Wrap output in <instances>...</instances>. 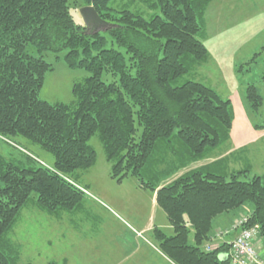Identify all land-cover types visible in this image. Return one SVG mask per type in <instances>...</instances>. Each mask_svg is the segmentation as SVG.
Instances as JSON below:
<instances>
[{
	"label": "trees",
	"instance_id": "1",
	"mask_svg": "<svg viewBox=\"0 0 264 264\" xmlns=\"http://www.w3.org/2000/svg\"><path fill=\"white\" fill-rule=\"evenodd\" d=\"M71 1L0 0V137L27 151L18 139L30 141L54 157L50 166L21 150L15 158L0 152V264H20L22 244L8 235L23 207L33 203L61 218L82 206L87 193L76 178L97 163L94 137L111 178L135 176L156 192L173 233L159 228L151 237L175 264H234L228 243L203 245L218 216L245 204H252L245 227L258 225L264 244V174L251 165L230 169L245 147L214 158L230 143L234 106L192 75L210 58L211 0H83L111 24L93 33L76 22ZM48 52H65L68 67L89 72L73 86V103L40 96L54 69ZM246 83L247 103L259 116L264 94ZM254 127L264 129V121Z\"/></svg>",
	"mask_w": 264,
	"mask_h": 264
},
{
	"label": "rangeland",
	"instance_id": "2",
	"mask_svg": "<svg viewBox=\"0 0 264 264\" xmlns=\"http://www.w3.org/2000/svg\"><path fill=\"white\" fill-rule=\"evenodd\" d=\"M81 6H84L83 0H72L70 9L76 22L85 25L80 16ZM205 20L207 36L204 43L209 49L210 58L194 70V78L212 85L221 95L230 97L231 100L234 90H238L240 95L242 91L244 94V82L256 83L264 94V0H212L205 12ZM64 54L65 52H48L46 55L54 69L46 73L40 96L49 102L73 103L76 99L73 86L89 76L85 69L68 67ZM252 58L256 62L250 64L252 70L249 72L247 69L250 65L247 63ZM241 65H244V82L240 81L242 73L237 71ZM234 94L238 101L237 92ZM253 115L254 113L252 117ZM254 117L255 123L264 121V104L260 115ZM18 142L28 151L16 148L0 137V152L15 158L21 155V150L52 166L54 157L48 151L27 140L18 139ZM90 143L97 149L98 160L93 167L80 170L82 175L79 180L76 178V182L87 193L80 208L75 212L63 213L61 218L53 217L33 203L21 210L18 221L8 235L12 241L22 244L20 264H48L50 261L57 264H75L72 261L79 262L78 257L85 253L88 254L87 261L93 257L98 264H115L120 253L115 247L118 246L119 250L126 245V239L119 238L120 233L130 229L143 241L152 240L153 232L151 233L150 229L153 225L146 224L147 218H154L155 214L152 213L148 198L142 200L140 193L143 191L136 187H140L139 180L135 176H127L121 185L122 183L111 178L110 165L99 138H92ZM244 147L248 149L247 146ZM233 151L237 150L230 149L228 143L223 149L215 152L214 158H221ZM207 162L210 160L192 163L181 173ZM229 164L232 171L251 165L253 174H264V138L250 148L249 152L246 150V154L231 157ZM89 182L92 183V188L89 187ZM251 206L252 204H245L233 211L234 213L221 221L227 223H223L225 225L218 221L221 218L218 217L212 232L214 235L203 246H217L226 236L237 235L234 225L251 211ZM118 238L120 243H117ZM256 239V248L260 252L264 251L262 237L258 236ZM82 263L85 264V257L82 258Z\"/></svg>",
	"mask_w": 264,
	"mask_h": 264
},
{
	"label": "crops",
	"instance_id": "3",
	"mask_svg": "<svg viewBox=\"0 0 264 264\" xmlns=\"http://www.w3.org/2000/svg\"><path fill=\"white\" fill-rule=\"evenodd\" d=\"M235 92H237L238 94V101H236L235 99V96H236L234 94ZM234 93L231 94V97H232L233 106H234L235 120L232 126L229 148L232 150H237L239 148L247 146L248 147L247 152H249L250 148L254 147L257 143L260 142V140L264 138V129L258 130L254 127V124H255V119H253L254 115L252 117L253 113L250 109V106L247 104V99L245 95L243 94V91L241 95L238 93V90H234ZM231 169H232V166H231ZM123 183L124 182H122L121 185H123ZM89 187L91 188L93 187L91 182H89ZM136 187L138 190L143 191L142 193H140L141 197L143 198L142 199L143 201L148 198V202H150L151 207H152L151 208L152 213L155 214L154 218L152 217L147 218L146 226L153 225L151 227L152 229H150V232L151 231L154 232L156 228L158 229L161 228L167 234L171 235V233H173V227L168 222L167 214L164 212L162 207L157 202L156 192H153L151 190H144L138 186ZM104 195L106 196V194ZM106 198H109V197L106 196ZM231 213H234V212H229L228 214H222L218 216V217H221L219 218L220 220L218 221H220L221 224L225 223L221 221L224 218H227L229 214ZM144 225L145 223L142 226ZM145 229L147 230V227ZM168 231H171V232H168ZM150 232L148 231V233ZM234 236L233 234L226 236L225 239L223 240L225 243H229L230 239L233 238ZM119 238H122L123 240L126 239L124 241L126 242V245L121 247L119 250H118V246L115 247V250L120 252L119 255L117 254L118 255L117 261L116 262L114 261L115 264H175L174 261L169 259L161 251V249L157 247L155 242L152 241L153 237H151L152 238L151 241L147 240V242H145L141 238H138L137 234H135L133 230L129 229V230H125V232L123 233H120ZM119 238L117 239L118 240L117 243H120ZM87 255H88L87 253H85V255H82V256L80 255L78 257L79 262L77 261H72V262L75 264H79V263L83 264L82 258L85 257V264L87 263L88 264H98V262H96V260L93 257H91V259L87 261V258H86ZM260 255L264 257V251H261ZM68 264H70V262Z\"/></svg>",
	"mask_w": 264,
	"mask_h": 264
},
{
	"label": "built area",
	"instance_id": "4",
	"mask_svg": "<svg viewBox=\"0 0 264 264\" xmlns=\"http://www.w3.org/2000/svg\"><path fill=\"white\" fill-rule=\"evenodd\" d=\"M247 220V216H243L234 225V230H237L238 234L230 243L229 257L234 264H264V259L254 243L259 235L258 225L252 228L245 227ZM210 248L211 246H208V249Z\"/></svg>",
	"mask_w": 264,
	"mask_h": 264
},
{
	"label": "water",
	"instance_id": "5",
	"mask_svg": "<svg viewBox=\"0 0 264 264\" xmlns=\"http://www.w3.org/2000/svg\"><path fill=\"white\" fill-rule=\"evenodd\" d=\"M80 16L84 20L88 31H104L111 27V24L102 19L94 5H84L80 7Z\"/></svg>",
	"mask_w": 264,
	"mask_h": 264
}]
</instances>
